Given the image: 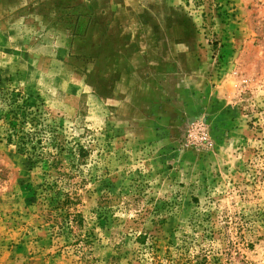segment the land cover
I'll use <instances>...</instances> for the list:
<instances>
[{"label":"rangeland","instance_id":"obj_1","mask_svg":"<svg viewBox=\"0 0 264 264\" xmlns=\"http://www.w3.org/2000/svg\"><path fill=\"white\" fill-rule=\"evenodd\" d=\"M14 112L63 144L86 256L43 225L58 175ZM168 258L264 264V0H0V264Z\"/></svg>","mask_w":264,"mask_h":264},{"label":"trees","instance_id":"obj_2","mask_svg":"<svg viewBox=\"0 0 264 264\" xmlns=\"http://www.w3.org/2000/svg\"><path fill=\"white\" fill-rule=\"evenodd\" d=\"M15 116V118H14ZM18 113H13V118H6L9 129L6 134L9 142L16 139L19 147L31 156L37 155L38 158L31 162H40L44 166L45 173L54 172L58 177H55L53 182L45 183L40 193H37L39 202L44 206L41 214L44 226L49 230L53 239H65L70 243H74L76 247L80 245L83 255L90 253L89 246L93 243L90 236L83 231H79L84 226L85 220L81 212L77 210L78 195L74 191H66L61 187H56L58 183L64 179L63 151L64 146L59 140H54L51 151L46 150L50 144H44L40 139H33L32 133L25 132V117L19 116ZM33 126H37L39 120L31 119ZM47 145V146H46ZM40 149V153L38 151ZM39 153V154H38ZM34 159V158H33ZM88 247V248H87ZM157 258V257H156ZM168 264H174L171 258H168Z\"/></svg>","mask_w":264,"mask_h":264}]
</instances>
